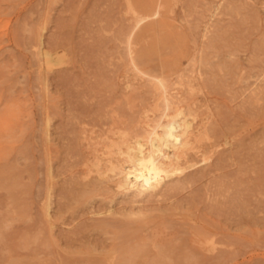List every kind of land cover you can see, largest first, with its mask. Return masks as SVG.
<instances>
[{"label": "rangeland", "instance_id": "obj_1", "mask_svg": "<svg viewBox=\"0 0 264 264\" xmlns=\"http://www.w3.org/2000/svg\"><path fill=\"white\" fill-rule=\"evenodd\" d=\"M132 1L134 2L133 4H135L133 5V7H135V11L130 10L127 7L125 0H0V80L3 79L1 80L2 83L0 81V89H3V91L0 92V130L2 125V128L4 129V134L2 133L3 129L0 131V140H2L3 142L2 143L0 141V177L2 176V174L6 175L7 170L10 169L8 170L7 175H10V177L13 176V179L17 182L20 179L19 182H21V184L19 182L16 184V181H13V179L10 180L12 177L10 179L8 177L7 180V176L5 175L4 177L2 176V178L4 180L6 179L7 181H3L2 178H0V230L6 236V238L3 237L2 239H0V264H61L59 262H53L48 259L50 258L48 257L50 255L46 253H48L47 251H49V247L29 240V238L32 239L31 236L33 230L31 231L30 229H33L32 227L35 223L33 221L38 220L36 219V217H39L41 219L42 216L41 221L44 225L42 223L41 224L45 226L43 218L45 216L42 213H45L47 209V197L44 198V196L47 195V186L45 185H48V180L45 179V177L47 178V176H45L47 162H45L46 157L43 152L49 146L45 145L47 144L45 137V114L43 109L40 111L42 107L39 104L48 105L51 103L52 99L55 96H58L60 98L58 99L61 103V100L65 98V95L62 96V94L60 93H62L64 89L68 88L70 96L67 95V97H75V99H70L71 105L73 106L72 110L74 112L76 111V113L82 111V113L80 112L81 114L79 117H82L83 121L81 123L84 124V126L80 124V128H78L79 126L77 128L83 130L80 132H84L83 134L85 136H87L88 134L86 142H94V139L100 140L104 137L103 131L108 126H106L105 124L110 121L111 116H118L123 119H126V117L130 118L131 111L132 114H134L133 112L141 107V91H143L142 95H147V90H150L151 88L153 90V87L156 85V80H153L154 83H149L150 81H147L148 78L146 74L149 73L150 75L153 74L155 76H161L166 79L168 85L167 89L169 91H180L181 93H184V95L188 94L187 96L189 97L193 96V100L207 103V105H209L208 107L206 105L203 106L204 109L201 107V109L199 110L201 115H198L200 114L199 111L196 112L198 119L196 117L195 119L202 120L204 114L205 117L203 118V120H207L208 124L207 131L204 132L205 135L203 133L200 137V139L202 138L201 142H203L202 140H204V142L213 140L215 135H217L219 132H223L227 136H230L232 134V137L230 136L232 138L231 140H233L234 142H237L238 140L240 142L242 141L241 143L243 146L247 144L245 147L248 152L245 151V154L248 155L249 153L256 152L255 154L258 155L257 162L261 160V162L259 161L261 165L255 166V170L257 168L256 172L251 169V161L248 163L246 162V164H243L244 166H247H245L246 169H236L241 172V174H238L239 172L236 171V174L234 175L235 177L233 176L231 179V181H233L234 178H237L238 180L242 178L239 181L236 179V181H233V183L236 182L234 184L246 185V190L251 193L250 195L247 191H245L246 195L249 194L247 195L249 203L251 201V204H247V207L251 205L249 208L251 210L254 209L255 214H247L243 210L240 211V213L242 212V215L245 216V218L243 216V221L248 223H245L246 229L248 227L247 225H249L250 230L247 229L246 231L245 227H243L244 224L240 227H243L240 230L230 229V227H227L230 225V221L228 220V225L223 226L227 227L225 230L223 229L225 233L224 239H227L226 235L228 236L227 233H229L230 231L234 232L235 230V232H237L229 233V235L232 234L230 235L232 238L228 236V239H230L229 241L232 240L231 242H235L233 244L230 243L233 246L229 244L227 245V242L229 243V241H227L228 239L223 245L224 250L229 249L228 252L232 249L229 254L225 250V254H228L229 256L225 255L224 258L228 260L223 258L221 260L208 263L264 264V209H261V207H264V199L261 198L264 197V188L261 187L264 186L261 185L262 183H264V175H261L262 173L264 174V162H262V160L264 159V88H256V84L262 83V81L264 80V0ZM45 49L46 51H51V54H53L52 58L56 59L54 63L48 64L45 61L44 56L41 54V52H43ZM3 59L5 63L3 62ZM1 63L3 65H1ZM5 64L9 66V69ZM136 70L137 73L135 75ZM142 70H144V72H142ZM64 71L66 72L64 73L65 79L62 78V80L59 78L58 74H61ZM140 71L142 72V74ZM10 72L11 75L9 74ZM139 72L141 75L139 74ZM143 73H145V75ZM40 74L43 77H41ZM2 75H4V78ZM259 75L261 76L259 77ZM10 77H13V79H11ZM45 77L47 78L45 79ZM138 78L142 80L140 81V79ZM5 79L7 82L5 81ZM43 79L45 81L48 79V81L45 82L43 81ZM10 80H12L13 82ZM61 80L64 83H61ZM144 80L145 83H142L144 82ZM133 81L138 82L134 84ZM40 82L42 83L40 84ZM44 82L46 86H44ZM75 82L78 84L76 85ZM96 82L97 84H95ZM10 84H12V87H9ZM63 84L70 85H67L65 88ZM47 85L49 86L47 87ZM54 86L55 88H57L55 89ZM123 86L126 87L127 91L128 89H130V93L133 92V94L129 93V95H127V92V96L125 94L123 95L122 93L126 92L125 87L122 88ZM76 87H78V91ZM134 87H136L137 93ZM144 87L146 88V93H144ZM11 88L14 89V92ZM43 88L45 89V91H41V89ZM48 88L49 91H46V89ZM59 88H61L62 91ZM93 88L94 91H92ZM123 89L124 92H121L123 91ZM8 91H10L11 93ZM134 91L136 94L139 93L140 96L138 94V96L136 97ZM39 92L40 94H38ZM42 92L44 93V95ZM48 92H50L49 96H46V93ZM51 92L52 95L54 93L55 94L51 96ZM91 92L94 93V95L92 94L93 96H90ZM114 92H117V95H115L116 93ZM119 92H121L120 94L122 96L126 97L121 96L122 99H120L121 97L120 95H118ZM86 93H88L89 96ZM10 94L12 97H10ZM14 94L16 97L18 96L19 99H15ZM75 95L77 96L78 100L76 99ZM82 95L85 97H82ZM116 96H118V98ZM2 97L3 102L1 100ZM46 97L47 99H49L47 100V102ZM114 98L116 101H114ZM130 98L131 100L134 98V101L132 100V104L128 105L127 100H130ZM6 99L7 101H11V106L10 104L8 105L6 103ZM93 100L95 102L97 101L96 104H94L95 102ZM72 101H74L76 108L78 105L77 102L81 101L78 102L79 105L77 110L81 108L79 111L75 109ZM120 101H123V104ZM86 102H88V104L90 102L91 104L88 105ZM5 104H7V106ZM12 104L14 105V108L12 107ZM61 104L63 105V103ZM136 104L137 106H139H135ZM20 105L22 108L20 107ZM118 105L120 108L118 107ZM125 105L128 106L125 107ZM99 106H102V108ZM109 106H111V108H109ZM114 106L115 108H113ZM84 107L86 108L85 110ZM89 107L94 108L90 110L91 108L89 109ZM105 108L109 109L110 113L108 112V110L106 112ZM126 108L127 112H125ZM12 109L16 112H14V116L15 118H17L18 122L14 119V116L10 115ZM89 110L90 112H88ZM203 110H205L206 112ZM4 111L7 112L5 113ZM103 111H105L104 113L107 114H103ZM88 113H91L93 117H90ZM42 114H44V116ZM206 114H208V116ZM208 117H210L211 122ZM54 118H56L57 120ZM54 118L51 119L52 121L54 120L53 122L51 121L53 123L51 124L52 129L51 127H49L48 132L50 129V131L53 132L54 126L56 127L55 124L60 121V118L55 116ZM13 120H15L16 123ZM213 120L221 122L217 123ZM6 121L8 123L12 122L13 124L11 123L8 126V123ZM88 121H91V123L89 122V125ZM93 122L96 124H94ZM215 123H217L221 129L218 128L219 126H217V124ZM228 123L229 125H227ZM70 124L72 125V123H69L68 127ZM221 124H225V126ZM211 126H213L214 128H216L217 126L216 130L214 128L212 130ZM221 126H223L224 128ZM20 127L24 129L22 130ZM227 127L229 130H231L232 133H229ZM40 128L43 132H45L42 133ZM91 128L92 130H90ZM222 129L225 130L223 131ZM92 131L94 132V135ZM214 131L219 132L215 133ZM20 133L22 134L20 135ZM210 133H213L212 135L214 136H212ZM223 133L221 135H223ZM233 133L235 134L233 135ZM250 134H255L256 136L254 135V137L252 135L253 138H251ZM37 135H39L40 137H38ZM244 135H246V137L250 139L247 141ZM93 136L95 138L92 140ZM96 136L100 139L96 138ZM7 137L9 139H7ZM258 137L259 139L257 140L256 138ZM206 138H208L209 140ZM254 138L256 140H254ZM3 139L7 143L4 142ZM243 139L245 140V142L247 141L246 144H244ZM41 140H43L44 143L42 142L40 144L39 142ZM252 140H254V144H252ZM248 142L249 144H251L249 145ZM4 143H6L7 145ZM42 144L44 145L42 146ZM2 145L4 146V148L2 147ZM13 145H16L15 149ZM19 145L22 147H20ZM256 145L259 146L257 147ZM5 147H7V149ZM224 147H228V145L224 146L223 144V146H221V148ZM260 147L263 149H260ZM17 148H19L18 151ZM40 152L43 154H41ZM261 155L263 159L261 158ZM41 161H43L44 164ZM11 163L13 165L9 166V164ZM2 166L3 168L6 167V169H2ZM232 166L234 167H232L231 169L234 168L235 170V167L238 168L236 164H233ZM43 167H45V169ZM230 167H228V169H230ZM32 169L33 172L31 171ZM34 170L37 172H34ZM17 171H20V175ZM37 173L38 175L34 177ZM246 173L248 176L246 175ZM252 175H254L255 177ZM38 179L39 182H37L36 184L35 181H38ZM243 179L245 180V182L248 181V183H242L244 181ZM2 182L3 185H1ZM34 183L36 184V186L38 185L37 187L40 188L35 187ZM253 184H255L261 190V192L260 190H258V188L256 189V186H254ZM8 185L11 187L7 188ZM3 187L4 189H1ZM253 187L255 188L254 190H252ZM6 188L9 189V191L12 190L14 194L11 191L10 193L12 194H10ZM42 189L44 191H42ZM38 192H42L43 194H40ZM253 193H256V195H253ZM52 194L53 198L51 197V203H53V205L51 207L49 206L50 208H48L49 212H51V209L53 210L51 213H53L56 209L57 200L56 192H53ZM13 196H15L16 198L13 199ZM254 197L256 198V200ZM10 198L13 199V203H11L12 201L10 200L12 199ZM251 198H253L254 200H251ZM258 199L260 201H258ZM16 201L17 203H19L17 204ZM255 201L257 202L255 203ZM255 204L256 206H254ZM12 206L15 207L13 208ZM43 206H46V208ZM259 207L261 210L259 209ZM15 208H19L21 210ZM40 209H43L44 212H38ZM255 210H258V213ZM16 211L18 214L16 213ZM35 211L36 214L38 213L41 216L36 215L34 213ZM5 212L7 214L11 213L8 215L10 218L6 216L7 214ZM34 214L36 217L34 216ZM260 214L263 217H261ZM11 215H14L15 217H12ZM29 215H32L31 219L33 221L30 219ZM248 215L249 217H247ZM252 215L254 218L252 217ZM24 217L26 218V220L24 219ZM250 218L256 221H254L256 225L254 224V222H249L253 221ZM8 223L10 224L8 225L9 227L6 225ZM249 223L251 225H254L251 226ZM66 225L67 224L61 225L60 221L57 224V226H62V228H66ZM67 227H69V225H67ZM12 228V231H14L16 228L17 232L15 230L14 234H12V231H10ZM20 228L24 229L22 230L23 232ZM26 229L30 234L25 232ZM243 229L245 230V232H241L244 231ZM226 230L230 231L226 233ZM8 234L12 238L7 237L9 236ZM17 234L18 237H20L19 234H22V238H19V240L22 241H20V243H18V239L15 240L14 238V236H16ZM237 234H240V236L242 237L237 236ZM217 236L219 237L221 235L216 234L215 238H218ZM235 236L242 239L238 240L239 242H237V238H235ZM1 237L2 236H0V238ZM18 237L16 236V238ZM8 238L9 240L7 241ZM3 239H5L6 241H3ZM10 239L12 242L10 241ZM27 240L31 241V243L29 241L27 242ZM15 242L17 246L14 245ZM10 243L12 246L10 245ZM31 244H35V246ZM239 247L240 250L242 249L241 252L239 250ZM8 250H10L11 253ZM40 250H43L41 251L42 253L40 252ZM235 250L238 252V254L237 252L233 254ZM17 251L18 253H13ZM12 254H14L15 256H11ZM36 255L40 256L39 258H41H37L39 263L35 261L37 260L34 257ZM2 256L4 257L2 258ZM16 256H18L17 258L19 259L15 258ZM21 256L23 257L20 258ZM7 257L11 260L12 263H9L10 260ZM31 257L33 259H31ZM43 259L44 261H42ZM178 260L166 261L165 264H173L171 262H176L177 264H187L188 262V264H201L194 260ZM202 264L207 263L203 262Z\"/></svg>", "mask_w": 264, "mask_h": 264}, {"label": "bare ground", "instance_id": "obj_2", "mask_svg": "<svg viewBox=\"0 0 264 264\" xmlns=\"http://www.w3.org/2000/svg\"><path fill=\"white\" fill-rule=\"evenodd\" d=\"M125 1L127 4V7L130 10L135 11V7H133V5H135V4H133L134 2L132 0H125ZM0 43H1V41H0ZM41 54L44 56L45 61L48 64H50V63L52 64L56 60L55 58H52L53 54H51V51L49 52V51H46V49H45L43 52H41ZM3 62L5 63L4 59H3ZM2 63H1V65H3ZM56 64H57V62H56ZM6 67H8V69H9V66L6 65ZM140 68H138V69H140ZM6 69H5V71H6ZM137 70L135 72V75L137 73ZM11 72H12V70H11ZM11 72L9 73L10 75H11ZM140 72H139V74H140ZM142 72H144V70H142ZM142 72H141V74H142ZM6 73H4V74H6ZM64 73H66V72L64 71L61 74H58L60 79H62V78L65 79ZM2 74H3V72H2ZM45 74H46V72H45ZM143 74L145 75V73H143ZM146 75L148 78L147 81H150L149 83H154L153 80H156L155 81L156 85L153 87V90L151 87H150L151 88L150 90H147V95L146 94L142 95L143 91H141V96L138 93L139 96L141 97L140 98V102L142 103L141 107H139L138 110H135L133 112L134 114H132V111H131L130 118L126 117V119H123V118L118 117V116L114 117V116L110 115L111 116L110 121L107 124H105L106 126L107 125L108 126L103 131L104 137L102 139H100L99 137L96 136V138L100 139V140H97V139H94L95 137L93 136L92 140L94 139L95 140L94 142H91V141L86 142L88 134H87V136H85L83 134L84 132H80L83 130L78 129V128H80L79 125L82 124L81 122L83 121L82 117H79L80 114L82 113V111H80L81 113L78 112L79 113L78 114V113H76V111L74 112L72 110L73 106L71 105L70 99H73V98L75 99V97H71V98L67 97V95L70 96V94H69L68 88H66V86L70 85V84H65V85L63 84L66 89H64L62 93H60L62 91V89L59 88V89H61V91L59 93L62 94V96L65 95V98L63 100H61L62 101L61 103H63V105L60 103V100H59L60 98L58 96L57 97L55 96L57 99L54 97L55 99L53 98L52 101L50 100L51 103L49 101L50 104H48V105L39 104L40 102L38 103L42 107V108L40 107L41 108L40 111L42 109L44 110L45 120L44 119L43 120L45 121V126H46V136L45 137H46V142H47V144H45V145L49 146L43 152L45 154V157H46V159L45 158H43V159H45L46 160L45 162H47L46 163L47 168H46V173H45L46 174L45 176H47V178L45 177V179L48 180V185H45V186H47V188H46L47 192L45 190L47 195L44 196V198L47 197V202H46L47 209H46L45 213H42L45 216V217H43L44 222H45V226H43L44 224L41 221L42 216L39 215L38 213L36 214V211L34 213L36 215L41 216V219L39 217L37 218L34 214V216L38 220L33 221L31 219L32 215L31 216L29 215L30 219L33 222H35L34 226L32 227L33 229H30L31 231L33 230V233L31 236L32 239L29 238V240H32L34 242H38L41 245H45L46 247H49V251H47L48 253H46V254L50 255V256H48V257H50V258H48L50 261L59 262L61 264H69V263H72V264H118V263H121V264H165L166 261H174V260H178V259L179 260L183 259V260H188V261L194 260V261L201 263V264L203 262L209 264L208 262L211 263V262L221 260L226 255L225 254L226 249L224 250L223 245L226 242V240L229 237H231L230 235H232V234L229 235V233L231 231L229 230L230 231L229 232V231H227L228 230L227 229L225 232L226 233L229 232V233H227L229 237L226 235L227 239L225 240L224 239L225 233H224L223 229L225 230L227 227H230V229L240 230L243 227H245L246 231H247V229L250 230L249 225H247L248 227L246 229V225H245L246 222L243 221L244 215H242V212L240 213V211L243 210L247 214H249V213L255 214L254 209L251 210L249 208L251 205L249 207H247V204L248 205L251 204V201L249 203V199L247 198V195H249V194L251 195V193L248 190H246L247 189L246 185L234 184L236 182L233 183V181H236L237 178H234V180L231 181L232 177L236 174V171H238L236 169H240V168L246 169L247 166L245 165L246 166L245 167L243 165V164H246V162L248 163L251 161V163H252V165H250L252 167L251 169H253L255 172L257 170V168L255 170V166L261 165L260 164L261 160H259L260 162L258 161L259 163L257 162V156L258 155L255 154L256 152L249 153L248 155L245 154L246 152H248L246 150V147H245L247 145L246 142L250 138L248 139V137H246V135H244L246 137L247 141L245 142V140L243 139L244 144H246L245 146H243L241 143L242 141L240 142L238 140L237 142H234L233 140H231L232 134L230 135L231 136L230 137V136H227L226 134H224L223 132L220 133L219 131H216V132H219L217 134L218 136L215 135V137L217 136L216 138L215 137L213 138L212 137V136H214V135H212L213 133L212 134L210 133L212 135L211 137L213 138V140H209L208 138H206L209 141L204 142V140H202L203 142H201L202 138L200 139V137L202 136V134L205 131H207L208 124H207V120L206 121L203 120V118L205 117L204 114H203V118L201 117L202 120H197L198 118H197L196 112L199 111L201 109V107L203 108V106H205V105L208 107L209 105H207V103H203V102H199L197 100H193L192 99L193 96L189 97V96H187L188 94L184 95V93H181L180 91H176V92L169 91L167 89L168 85H167L166 79H164L161 76H155L153 74L150 75V73L146 74ZM199 75H201V74H199ZM2 76L4 78V75H2ZM260 76L261 75H259V77ZM38 77H40V76H38ZM41 77H43V76L41 75ZM10 78L13 79V77H10ZM46 78L47 77H45V79ZM56 78H58V77H56ZM138 79H140V78H138ZM1 80H3V79H1ZM62 80H61V83L63 82ZM141 80L142 79H140V81ZM5 81H6V79H5ZM10 81H12V80H10ZM43 81H45V80L43 79ZM46 81H48V79ZM138 81H136V82H138ZM45 82H44V84H45ZM136 82H134V84H136ZM1 83H2V81H1ZM1 83H0V85H1ZM41 83L42 82H40V84ZM142 83H145V80ZM77 84L78 83H76V85ZM95 84H97V82ZM137 84H139V83H137ZM146 84H148V83H146ZM11 85L12 84H10L9 87ZM44 86H46V84ZM48 86L49 85H47V87ZM134 86H136V85H134ZM146 86H148V85H146ZM2 87H3V85H2ZM124 87L125 86H123L122 88H124ZM136 87H134L135 91H136ZM145 87H144V93H146ZM262 87L264 88V80L262 81V83L256 84V88L260 89ZM5 88H6V86H5ZM54 88H55V86H54ZM77 88L78 87H76V89ZM130 88H131V86H130ZM90 89H91V87H90ZM1 91H3V89H0V92ZM12 91L14 92V89H12ZM41 91H45V89L43 88V89H41ZM46 91H49V88L46 89ZM57 91H58V89H57ZM77 91H78V89H77ZM84 91H85V87H84ZM92 91H94V88L92 89ZM125 91L126 92L122 93V94L126 95V93L128 92L127 95H129L130 89H128V91H127V89L125 87ZM135 91H134V93H135ZM5 92H6V89H5ZM8 92H10V91H8ZM121 92H124V89ZM121 92L118 93V95H120V97L122 96L120 94ZM49 93L50 92L46 93V96L47 95L49 96ZM114 93H116L115 95H117V92H114ZM136 93H137V91H136ZM136 93H135V96L137 97L138 94H136ZM38 94H40V92ZM86 94H88V93H86ZM92 94L94 95V93L91 92L90 96H93ZM130 94H133V92ZM43 95H44V93H43ZM53 95L51 92V96H53ZM110 95H112V94H110ZM88 96H89V94H88ZM126 96H122V97H126ZM10 97H12L11 94H10ZM14 97H15V99L18 98V96L16 97L15 94H14ZM82 97H85V96L82 95ZM109 97H111V96H109ZM116 97L118 98V96H116ZM122 97L120 99H122ZM131 97H132V95H131ZM94 98H95V96H94ZM115 98H114V101H116ZM7 99H8V97H7ZM7 99H6V101H7ZM15 99H14V101H15ZM76 99H77V96H76ZM107 99H109V98H107ZM1 100L3 102V97ZM9 100H10V98H9ZM47 100H49V99H47V97H46V102H47ZM123 100H124V98H123ZM132 100H131V98H130V100H127V104L128 105L132 104ZM8 101L6 103L8 105L10 104V106H11V101H9V103H8ZM97 101H98V99H97ZM112 101H111V103H112ZM72 102L74 104V101H72ZM78 102H81V101H78ZM78 102H77V104L79 105ZM96 102L94 104H96ZM109 102H110V100H109ZM120 102L122 103L123 101H120ZM86 103L88 104V102H86ZM7 104H5V105L7 106ZM13 104H12V107L14 106ZM90 104L91 103L89 102L88 105H90ZM125 104H126V102H125ZM78 105L76 108V106L74 104L76 110L78 109ZM6 106H4V107H6ZM102 106H103V104H102ZM102 106H99V107L102 108ZM111 106H109V108H111ZM116 106H117V103H116ZM127 106L125 105V107H127ZM135 106H137V104ZM242 106H243V104H242ZM20 107H21V105H20ZM118 107H119V105H118ZM121 107H122V105H121ZM1 108H3V107H1ZM33 108H34V105H33ZM90 108L91 107H89V109ZM92 108H94V107H92ZM92 108L90 110H92ZM113 108H115V106ZM85 109L86 108L84 107V110ZM207 109H206V111H207ZM64 110H65V112H64ZM79 110H77V111H79ZM90 110L88 112H90ZM107 110L109 112V109H106V112H107ZM117 110H118V108H117ZM126 110H127V108L125 109V112H127ZM21 111H22V109H21ZM203 111H205V110H203ZM14 112H15V110L12 109L10 112V115L14 116V114L16 113V112L15 113ZM104 112L105 111H103V114H107ZM83 113H84V111H83ZM199 113H200V111H199ZM44 114H42V115L44 116ZM88 114L90 117L92 116L91 113H88ZM88 114H86V115H88ZM21 115H22V113H21ZM56 115H59V116H56ZM198 115H201V113ZM206 115L208 116V114H206ZM209 115H210V113H209ZM54 116L60 118V121L57 124H55L56 127L54 126V131L52 132L50 130L52 129L51 124H53L52 122L54 120L52 121L51 119L54 118ZM191 117H193V118H191ZM195 117L197 119H195ZM21 118H22V116H21ZM14 119L17 120V118H15V116H14ZM54 119H56V118H54ZM208 119H210V117H208ZM15 120H13V121H15ZM88 120H90V119H88ZM105 120H106V117H105ZM1 121H2V119H1ZM44 121H43V123H44ZM229 121H231V120H229ZM17 122H18V120H17ZM20 122H21V120H20ZM89 122L91 123V121H88V125L90 124ZM210 122H211V119H210ZM214 122H217V121L215 120ZM219 122H221V121H219ZM219 122H217V123H219ZM2 123H3V121H2ZM11 123H8V126ZM15 123H16V121H15ZM69 123H72V125L70 124L71 127H70V125L68 127ZM217 123H215V124H217ZM94 124H96V123H94ZM82 125L84 126V124H82ZM221 125L225 126V124H221ZM227 125H229V123ZM217 126H219V125L217 124ZM217 126H216V128H217ZM2 127H3V125L1 126V130L3 129ZM49 127H51V129L48 132ZM96 127H98V126H96ZM211 127L213 130L214 127L213 126H211ZM221 127H223V126H221ZM216 128H214V129L216 130ZM218 128H220V126ZM12 129H13V127H12ZM40 130L42 131L41 128H40ZM90 130H92V128ZM227 130H229L228 127H227ZM232 130H234V129H232ZM3 132H4V129H3L2 133ZM7 132H8V129H7ZM7 132H5V133H7ZM44 132L42 131V133H44ZM87 132H88V130H87ZM230 132H231V130H229V133ZM92 133L94 135L93 131H92ZM222 133H223V135H221ZM21 134L22 133H20V135ZM234 134L235 133H233V135ZM204 135H205V133H204ZM252 135H251V138H253ZM37 136L40 137L41 134H40V136L39 135H37ZM263 136H264V134H263ZM17 137H19V136H17ZM206 137H209V136H206ZM2 138H4V137H2ZM7 139H9V138L7 137ZM10 139H11V136H10ZM256 139L258 140L259 137ZM256 139L254 138V140H256ZM90 140H91V137H90ZM254 140H252L253 141L252 144H254ZM0 141L2 142V140H0ZM3 141H4V139H3ZM4 142H6V141H4ZM42 142H43V140H41L39 143L41 144ZM6 143H4V144H6ZM223 144H224V146L228 145V147L221 148V146H223ZM248 144H249V142H248ZM43 145L44 144H42V146ZM15 146H14V149L16 148ZM256 146L258 147L259 145H256ZM2 147L4 148L3 145H2ZM7 147H5V148L7 149ZM20 147H22V146H20ZM35 147H36V145H35ZM247 147H250V146H247ZM19 148H17V151L19 150ZM33 149H34V147H33ZM260 149H263V148L260 147ZM22 150H24V149H22ZM3 151H5V150H3ZM43 153H41V154H43ZM39 156H40V154H39ZM263 157H264V155H263ZM261 158H262V155H261ZM263 160H262V162H264ZM41 162H43V161H41ZM3 163H5V162H3ZM43 164H44V162H43ZM233 164H236V166L238 168L235 167V170H234V168L231 169L232 167H234V166H232ZM10 165H13V164L11 163V164H9V166ZM228 167H230V169H228ZM16 168H17V166H16ZM43 168L45 169V167H43ZM2 169H6V167L3 168V166H2ZM7 169H8V167H7ZM8 170H10V169H8ZM8 170H7V174H8ZM36 170H37V168H36ZM11 171H13V170H11ZM31 171L33 172V169ZM41 171H42V169H41ZM258 171H259V169H258ZM258 171H257V173H258ZM261 171H263V170H261ZM3 172H5V171H3ZM34 172H37V171L34 170ZM43 172H44V170H43ZM18 173L20 175V171ZM7 174L6 175L4 174L5 176H7L6 179L8 180V177H9V179L12 177L10 179V180H12L13 176L10 177V175H7ZM238 174H241V172H239ZM4 175L2 174L3 177H4ZM15 175H17V174H15ZM37 175H38V173L35 174L34 177H36ZM246 175H247V173H246ZM246 175H244V176H246ZM261 175H264V174L262 173ZM2 176L0 178H2ZM252 176H254V175H252ZM15 177H18V176H15ZM34 179H36V178H34ZM241 179L242 178H240L239 180H241ZM244 179H246V178H244ZM2 180L5 181L3 178H2ZM19 180H18V182H19ZM13 181H16V180L13 179ZM251 181H249V182H251ZM18 182L16 181L15 183L17 184ZM37 182H39V179H38V181L37 180L35 181L36 184H37ZM244 182H245V180L242 183H244ZM13 183H11V184H13ZM19 183L21 184V182H19ZM245 183H248V181ZM4 184H5V182H4ZM36 184L34 185L35 187L38 186V185L36 186ZM45 184H47V183H45ZM1 185H3V182ZM253 185L256 186L255 184H253ZM261 185H264V183H262ZM34 186H33V188H34ZM4 187L1 189H4ZM8 187L10 188L11 186L8 185L7 188ZM14 187H16V186H14ZM14 187H12V188H14ZM111 187H113V188H111ZM261 187L264 188V186H261ZM37 188H40V187H37ZM37 188H35V189H37ZM251 188H252V186H251ZM255 188L257 189L258 187L256 186ZM255 188L253 187L252 190H254ZM7 190L9 193H10V191L13 193L12 190H10V191H9V189H7ZM258 190H260V189L258 188ZM38 191H40V190H38ZM42 191H44V190L42 189ZM245 191H247L249 194L246 195ZM53 192L54 193L56 192L57 198H56V196H55V198L57 200H56V209L53 213H51L53 210L51 209V212H49L48 208H50L53 205V203H51V200L53 198V194H52ZM260 192H261V190H260ZM12 193H10V194H12ZM38 193L41 194L42 192H38ZM38 193H37V195H38ZM254 194L256 195V193H253V195ZM260 195H259V197H260ZM13 197H14L13 199L16 198L15 196H13ZM37 197H41V196H37ZM261 198L264 199V197H261ZM10 199H12V198H10ZM13 199L10 200V201H12L11 203H13ZM259 199H258V201H260ZM251 200H254V199L251 198ZM255 200H256V198H255ZM36 201H37V199H36ZM256 202L257 201H255V203ZM16 203H17V201H16ZM38 203H40V202H38ZM50 203H51V205H50ZM261 203H263V202H261ZM3 206H5V205H3ZM254 206H256V204ZM36 207H38V206H36ZM43 207L46 208V206H43ZM9 209H11V208H9ZM15 209H19V208H15ZM35 209H37V208H35ZM259 209H260V207H259ZM261 209H264V207L263 208L261 207ZM19 210H21V209H19ZM40 211L44 212L43 209L42 210L40 209L38 212H40ZM255 211H257V213H258V210H255ZM16 213H17V211H16ZM246 213H244V214H246ZM9 214H11V213H8L6 216H8ZM12 214H13V212H12ZM88 214H90V215H88ZM11 216L13 217L14 215H11ZM27 216H28V214H27ZM260 216H261V214H260ZM4 217H5V215H4ZM221 217H223V218H221ZM247 217H249V215ZM252 217H253V215H252ZM261 217H263V216H261ZM8 218H10V217L8 216ZM244 218H245V216H244ZM24 219L26 220L25 217H24ZM30 219H29V221H30ZM250 219H252V218H250ZM257 219H259V218H257ZM260 219H262V218H260ZM12 220H13V218H12ZM228 220L230 221V225L227 227H223L224 225H228V222H229ZM22 221H24V220H22ZM59 221H60L61 225L67 224V225H69V227H67V225L65 226L66 228H62V226H57ZM254 221L255 220L249 221V222L252 223ZM255 222H254V224H255ZM246 224H248V223H246ZM254 224H252V225H254ZM6 225L8 226L10 224L8 223ZM242 225H243V227L240 228ZM263 225H264V222H263ZM259 227H260V225H259ZM3 228H5V227H3ZM12 230H13V228L10 231H12ZM15 230H16V228H15ZM22 230H24V229H21V231ZM26 230H25V232L29 233V231L28 230L26 231ZM245 230L241 231V232H245ZM14 231H12V234H14ZM16 232H17V230H16ZM231 233H237V232H235V230H234V232H231ZM5 234H6V232H5ZM216 234H220L221 236H219V237L217 236L218 238H215ZM0 236H2L0 239H2L3 237L6 238V236L4 235V233L1 232V230H0ZM16 236L18 237V234ZM16 236H14L15 240L16 239L19 240V238L22 236V234H19L20 237H18V238H16ZM237 236H240V234H237ZM7 237L10 238L11 236L9 235ZM240 237H242V236H240ZM9 238L7 239V241L9 240ZM235 238H237V237L235 236ZM240 239H242V238L238 237L237 242H239L238 240H240ZM4 240L5 239H3V241ZM29 240H27V242ZM229 240L230 239H228L227 241H229ZM10 241H11V239H10ZM20 241L21 240H19L18 243H20ZM231 241H229V243L227 242V245L228 244L232 245L233 243H235V242H231ZM16 242H15V244L14 243L13 244L17 246ZM29 242L31 243V241H29ZM230 243H232V244H230ZM35 244H31V245L35 246ZM10 245H11V243H10ZM0 246H1V243H0ZM41 249H44V248H41ZM228 250L229 249H227L226 251L229 254L232 249L229 252H228ZM236 250H235V252H233V254H235L238 251V250L237 251ZM239 250H240V247H239ZM241 250H240V252H241ZM8 251L10 252V250H8ZM41 251H43V250H40V252ZM13 253L16 254V253H18V251L13 252ZM31 253H33V252H31ZM14 254H12L11 256H13ZM228 254L226 256H229ZM237 254H238V252H237ZM44 256H46V255H44ZM3 257L4 256H2V258ZM17 257L18 256H16L15 258H17ZM22 257L23 256H21L20 258H22ZM34 257H35V259H37V258L41 259V258H39L40 256H37V255ZM9 258H10V256H9ZM17 259H19V258H17ZM31 259H33V258L31 257ZM38 259L35 261L38 262ZM224 259H226V258H224ZM0 260H1V256H0ZM226 260H228V259H226ZM20 261H21V259H20ZM42 261H44V259ZM188 261H186V262H188ZM40 262H41V260H40ZM220 262H222V261H220ZM9 263H12L11 260ZM171 263L177 264L176 262L175 263L171 262Z\"/></svg>", "mask_w": 264, "mask_h": 264}]
</instances>
